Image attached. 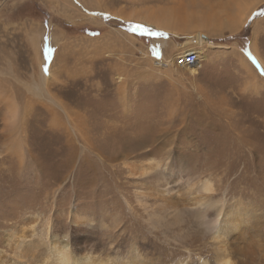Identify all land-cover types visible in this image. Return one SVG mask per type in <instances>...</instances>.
<instances>
[{"label": "rangeland", "instance_id": "374dc122", "mask_svg": "<svg viewBox=\"0 0 264 264\" xmlns=\"http://www.w3.org/2000/svg\"><path fill=\"white\" fill-rule=\"evenodd\" d=\"M198 31L195 75L155 63ZM263 65L264 0H0V264L67 239L111 263L264 264ZM200 197L237 227L215 239Z\"/></svg>", "mask_w": 264, "mask_h": 264}, {"label": "bare ground", "instance_id": "6f19581e", "mask_svg": "<svg viewBox=\"0 0 264 264\" xmlns=\"http://www.w3.org/2000/svg\"><path fill=\"white\" fill-rule=\"evenodd\" d=\"M190 19H191V17H190ZM211 21H212V17L209 14H206L202 17V19H200L199 23L201 22L200 23L201 25H199V26L201 28L209 27V25L213 23ZM152 24H154V26H160L162 28V30L171 29L170 27L164 26L160 23H152ZM189 42L195 45L194 50H189V51H195L197 53V59L198 60L194 65H192L194 67H192V66L191 67L185 66V67L188 68L189 73L191 75H195L197 73V68L195 66L198 64V61L206 59V56L204 55L203 51H205L208 48H212L215 45L208 42L204 38L203 33L201 31L196 32V34L191 37V40ZM189 42H185L184 45H187ZM158 44L161 48H164V46L166 45V41L163 40L161 42H158ZM186 52H188V51H186ZM186 52H184V53H186ZM155 63L158 65H166V66H168L169 64H175V62L173 63V61L171 59L164 58L162 55H160L158 57V59L155 61ZM174 67L177 68V65L175 64ZM185 67H183V68H185ZM7 113H8V119L10 120V123H11L10 129L13 131L12 133L15 134V130L18 129V125H19L18 124V122H19V107L17 106L15 101L9 100ZM67 117H68V115H67ZM16 150L19 152V154H20L19 157L21 158V156L23 155V148L19 146V147H17ZM22 161H23V159L21 158V162ZM139 168H140L141 172L143 171L142 174H145V173L149 172V170L152 168V165L151 164H143V165L139 166ZM200 185H201V189L203 191H205V192L211 191V185L209 182H204ZM190 205H199V206L206 205L203 208L198 206V208H199L198 210L204 214L206 213V211H207L208 207H210V205H212L215 208V215L213 216L212 219H209V221H208L212 228H214V229L217 228L216 229L217 232L214 236L215 239H218V238L222 239V236H226V231H230V230L233 231L232 229L237 227V221H240V220H238V218H235L233 221L234 223L228 224L223 219L224 218V212L222 211L221 207L215 203L214 204H209V203L205 204V201L202 200V197H200L198 200H195ZM223 224L225 226H223ZM63 242L54 241V243H51L50 246L43 253V256L41 257V259H39L40 260L39 264H123L126 262V261H123V263L122 262L111 263L109 258H102L99 256L96 257L93 254H89V253H91L90 251L83 253V254H80V255L76 254L78 257H75L73 255L74 253L72 251V248L70 249V245H71L70 241H68V239H67V241H65V243H63ZM39 246H40L39 241L29 242L26 246H24L21 249V252H22L21 255L26 256V255H34L35 253L39 254L40 253V250H38ZM74 252H76V251H74ZM185 261L186 260H181L179 263L180 264H186L187 262H185ZM217 263L218 264H233L230 256L227 254H223L222 256H220L217 259Z\"/></svg>", "mask_w": 264, "mask_h": 264}, {"label": "built area", "instance_id": "2783aa9c", "mask_svg": "<svg viewBox=\"0 0 264 264\" xmlns=\"http://www.w3.org/2000/svg\"><path fill=\"white\" fill-rule=\"evenodd\" d=\"M197 53L195 51H188L175 58V64L179 67L192 66L197 62Z\"/></svg>", "mask_w": 264, "mask_h": 264}]
</instances>
